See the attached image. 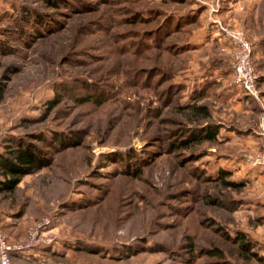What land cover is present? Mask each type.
<instances>
[{
	"label": "rangeland",
	"instance_id": "obj_1",
	"mask_svg": "<svg viewBox=\"0 0 264 264\" xmlns=\"http://www.w3.org/2000/svg\"><path fill=\"white\" fill-rule=\"evenodd\" d=\"M60 1L64 3L55 9L60 10L57 13L43 0H0V14L16 16L23 6L48 13L52 18L41 16L42 32L56 28L58 22L63 24L28 44L10 41L8 46L16 51L6 56L0 53V82L7 85L5 100L0 103V151L7 136L27 137L36 131L51 136L81 130L84 141L56 152L53 165L25 176L13 195L0 194V230L12 241H27L34 226L49 220L33 237L32 245L21 252L35 245L71 252L70 257L60 258L65 262L62 264L80 255L73 252L99 254L78 257L95 264H212L220 260L264 264V177H259L264 164H253L248 158L264 153V0L252 1L243 24L230 23L224 16L235 6L225 0H188L187 5L174 0ZM150 8L176 16L200 10L194 29L204 23L210 32L224 38L223 44H217L211 33L208 44L179 57L150 48L142 32L155 29V21L144 24L137 18L134 24L124 22L130 9L148 18ZM248 19L258 20L254 21L257 41ZM5 26L11 23L0 19V28ZM226 29L242 30L253 44L261 90L257 97L233 83L234 43ZM134 31L141 33L134 36ZM113 37L123 38V51ZM186 37L177 34L171 41L186 42ZM5 39L0 31V48ZM153 66L171 71L174 81L186 88L168 106L161 89L167 83L158 89L148 83ZM208 84L213 87L202 101L211 105L212 121L222 125L220 144L205 146V155L198 161L183 165L179 155L163 153L155 156L140 176L126 174V168L132 171L138 165L137 159H127L126 153L132 150L139 157L150 154L155 149L150 140L175 127L164 120L179 116L176 104L192 102L191 95ZM88 89L92 94L100 93L102 102L77 105L70 99L75 92L82 94ZM58 93L63 94L62 103L49 117L27 125L28 120L44 115L48 101ZM160 107L163 110L157 115L155 109ZM220 168L231 170V179L246 185L228 191L197 176L201 170L216 178ZM206 193L224 202L236 199L237 210L229 216L222 208L205 205L201 197ZM80 199L86 204L81 205ZM214 223L232 238L245 233L263 260L244 255L235 240L221 234ZM11 229L16 238L8 234ZM157 242L171 250L143 247ZM191 242L194 255L190 259L186 243ZM215 244L223 250V258L206 251ZM134 247L138 252L128 256L120 252Z\"/></svg>",
	"mask_w": 264,
	"mask_h": 264
},
{
	"label": "trees",
	"instance_id": "obj_2",
	"mask_svg": "<svg viewBox=\"0 0 264 264\" xmlns=\"http://www.w3.org/2000/svg\"><path fill=\"white\" fill-rule=\"evenodd\" d=\"M45 6L48 8L59 9L62 7V3L64 1L60 0H43ZM173 3H177L178 5H187L189 3L188 0H174ZM118 7V6H117ZM150 15L148 18H143L139 11H131L129 10L128 16H125L124 22L134 24L137 22V18H140L144 24L151 23L155 21V29L154 27L149 28L148 30H144L142 35L145 36V43L150 48H158L160 51H164L169 53L174 57H179L181 54L188 52L193 49L194 46L189 44L190 39L193 37L194 28L199 23V14L200 10H196L193 13L187 12L183 15H170L165 14L161 8H150ZM57 13L60 10H55ZM4 15V16H3ZM27 15V16H26ZM41 16L52 18L48 13H44V15L37 9L32 8L30 6H23L19 9L18 14L11 15L9 13L0 14L1 21H7L11 23V26H5L0 28L1 33H3L6 37V44L1 45L0 53L4 56L9 55L10 53H14L16 51V47L8 46L10 45V41L22 42V43H30V41H36L38 38L44 37L49 31L59 30L58 28L63 25L61 22L56 23V28H51L42 32V19ZM164 20L159 23L160 18ZM56 22L58 21L56 17ZM37 23H36V22ZM29 23L30 26L35 28L32 30L27 26ZM134 36L139 35L141 32L134 31ZM177 34H185L186 42H177L171 41L173 37ZM114 38V37H113ZM123 38L114 41L119 45V50L123 51V45L120 46V42ZM3 41V39H2ZM14 69V67H13ZM18 71V68L14 70V72ZM233 71V69H232ZM148 74V73H147ZM149 82L151 83L155 89L160 88L163 84L166 86L162 89V94L164 95V105H170L177 97H181L185 91V86L183 84L177 83L174 81L175 74L171 71H164L159 66H153L152 70L148 74ZM212 83V82H210ZM89 86V85H87ZM213 84H208L205 87L202 86L198 91L194 92L191 95L193 101H187L183 103L176 104V111L178 112L177 118H166L165 122H171L175 127L169 130H166L167 133L162 134L165 136H158L156 139H152V147H155L154 150L150 152L147 156L139 157L137 153L128 151L127 159L136 158L138 165L136 168H133L132 171L127 168L125 171H129L126 174L140 176L143 169L149 166L155 156H159L163 153L169 154H177L179 157H182L180 163L183 165L189 162L198 161L205 154L204 150L205 146L209 145H219L220 144V132L222 129V125L220 123H216L212 121L213 110L211 105L208 102H203L202 100L207 96V90L212 88ZM89 88V87H88ZM7 91V85L0 82V103L5 100ZM75 92V91H74ZM159 95L160 90H158ZM62 95L63 94H55L54 98L48 101L46 105V109L44 110V115L38 117L36 119L28 120L27 125L36 123L38 121L46 120L49 115L54 111L58 105L62 103ZM74 95V96H73ZM70 97L73 102L77 105H85L93 102H102L104 99L100 93L92 94V92L87 90V92L74 93ZM163 107L156 108L157 115H160ZM24 127V124H23ZM81 130H75L71 132H56L51 136L46 135L43 132H32L27 137L24 136H7L3 139V147L4 150L0 151V194L4 195H13L22 180L27 175H32L42 171L45 168H48L53 165V157L56 152L64 149L75 148L81 145L84 141L85 135ZM160 140V142H158ZM42 143L43 146L39 144ZM47 147V149L45 148ZM122 160V158H120ZM205 171H199L197 173L198 177L206 180L207 182H215L221 185L224 190H241L246 184L245 181H239L231 179L233 176V172L229 169L220 168L218 171V175L216 178H211L207 176ZM201 199L204 204L216 208H222L227 211V213L232 215L237 210V201L236 199L227 200L224 202L222 198H216L212 196L210 193L202 194ZM81 200V199H80ZM81 205L86 204L84 200L79 202ZM78 203V205H79ZM259 223H262V219L258 218ZM202 223L205 222L202 220ZM215 228L223 235L229 237V239L235 240L236 244L239 245L241 250H243L244 255H248V258H254L259 261H262L263 258L260 257L256 250H254L253 240L247 237V235L243 232L237 233L236 238H232L226 231H223V228L215 225ZM141 245L137 247L140 248ZM144 248L150 249H160L169 251L171 249L167 248L168 246L163 242H157L154 246H145ZM153 247V248H152ZM186 248L188 249L189 255L188 257L193 258V242L186 243ZM136 247H134L131 251H125L122 249L120 252L129 255V252H138ZM209 255L215 256L218 258L224 257V252L219 246H212L208 250H206ZM226 262L225 260L213 261L212 264H227L222 263Z\"/></svg>",
	"mask_w": 264,
	"mask_h": 264
},
{
	"label": "built area",
	"instance_id": "obj_3",
	"mask_svg": "<svg viewBox=\"0 0 264 264\" xmlns=\"http://www.w3.org/2000/svg\"><path fill=\"white\" fill-rule=\"evenodd\" d=\"M227 30L234 43L233 60L231 62L234 72L233 83L248 95L257 97L260 95L261 90L259 86L260 77L254 60L253 44L242 30ZM261 134L264 136V123L261 125ZM248 158L253 164H264V153L250 154ZM48 224L49 220H45L34 226L29 231L28 238H30L27 241H12L0 230V264H13L12 253L21 252L25 247L31 246L34 240L33 237H36L39 231Z\"/></svg>",
	"mask_w": 264,
	"mask_h": 264
},
{
	"label": "crops",
	"instance_id": "obj_4",
	"mask_svg": "<svg viewBox=\"0 0 264 264\" xmlns=\"http://www.w3.org/2000/svg\"><path fill=\"white\" fill-rule=\"evenodd\" d=\"M230 2V4L233 3V9L231 10H226V12H224V16L226 15L228 17L229 22H235L237 24H243V17H245L246 12L248 11V6L251 5L253 0H225L224 3ZM234 1V2H233ZM232 12L234 14H237L239 16H241L242 18L240 20L236 19L233 15ZM234 18H231V17ZM258 23V20L255 19H248L247 22L250 23V28L249 29L252 32V35L255 34V41H257L258 37H257V33H255L256 31V27L257 25L254 24ZM259 29V28H257ZM211 33L213 34L214 40H217V44H223V37H218L217 32L213 33V31L210 32V30L208 29L207 26L203 25L201 27H199L197 30L195 29L193 37L191 38V43H193L195 45V49H201L202 48V44L204 43L205 45L208 44V42H206L208 35L210 36ZM264 41V40H263ZM221 47V45H219ZM262 46V45H260ZM259 46V48H260ZM224 50V49H223ZM229 66V65H228ZM241 89V88H240ZM260 171H263L260 170ZM259 177H261V179L264 177V173L260 174ZM262 181V180H261ZM262 216H264V214H262ZM12 230H8V234L10 235L11 238H16L17 233L14 234V231L12 233ZM61 250H59L57 247H42L39 245H35V247L33 249H30L28 251H24V252H14L12 253V261L14 264H62L65 262H62L60 260L64 259V258H68L71 255V252H60ZM75 254H80L81 256L84 255L85 256H92V257H96L98 256L97 254H95L94 252H73ZM78 255V257L80 256ZM77 257V256H76ZM73 258V260L70 261L69 264H95V263H91V262H87L82 260L81 258ZM55 259V260H54Z\"/></svg>",
	"mask_w": 264,
	"mask_h": 264
}]
</instances>
